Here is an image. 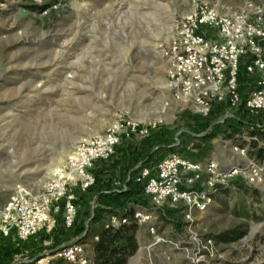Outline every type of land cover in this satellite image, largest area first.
Masks as SVG:
<instances>
[{
    "label": "rangeland",
    "instance_id": "1",
    "mask_svg": "<svg viewBox=\"0 0 264 264\" xmlns=\"http://www.w3.org/2000/svg\"><path fill=\"white\" fill-rule=\"evenodd\" d=\"M192 18L206 21L194 33L204 35L209 53L223 50L233 35L243 43L248 33L237 59L241 101L235 105L226 92L227 73L204 86L207 113L196 99L180 95L179 82L170 78L184 67L216 69L211 54L201 70L195 57L182 59L194 48L185 35ZM226 22L231 30L225 32ZM256 58L264 61V0H0V209L22 190L39 196L63 187L78 206L71 229L63 225L60 197L35 236L20 241L14 232L0 235V264L52 256L100 231L111 214L124 213L139 227V250L129 264H264V173L252 180L258 148L252 158L248 154V132L264 134V109L244 106L264 78L247 73ZM123 116L140 128L157 127L147 137L123 138L111 157L94 162L97 183L81 192L71 166L77 146L103 136ZM172 153L203 166L214 161L222 172L213 205L196 213L191 227L181 206H154L137 181L141 167ZM239 167L246 170L232 175ZM206 182L196 187L205 189ZM243 207L249 218L240 214ZM139 209L154 220L138 223ZM151 227L177 246H152ZM230 230L244 234L216 241ZM82 243L93 258L91 241Z\"/></svg>",
    "mask_w": 264,
    "mask_h": 264
},
{
    "label": "built area",
    "instance_id": "2",
    "mask_svg": "<svg viewBox=\"0 0 264 264\" xmlns=\"http://www.w3.org/2000/svg\"><path fill=\"white\" fill-rule=\"evenodd\" d=\"M227 23V22H226ZM206 24V21L201 18L189 19L187 32L185 35L192 41L193 49L187 51L182 56V59L195 57L193 60L195 65H199L201 70L207 63V57L211 54V62L215 71H201V72H185L170 73V78L176 79L179 84L178 93L185 97H193L200 106V111L207 113L208 103L203 100L207 97L204 86L211 82H220L225 78L227 73L229 79L226 92L231 97L232 105L241 101V95L237 91V59L244 55L242 49L243 43L248 39V33L244 30L243 43H238L236 35L230 36L223 50H217L209 53L204 43V35L194 33L200 25ZM230 25L227 23L225 32ZM231 30V29H229ZM228 30V31H229ZM241 33V30L235 31ZM254 31L251 33L253 36ZM246 36V37H245ZM250 36V35H249ZM236 39V41H235ZM218 49V48H217ZM180 70L179 72H181ZM259 72L264 76V61L256 58L250 66L247 67L249 75ZM181 87V88H180ZM245 108L250 112H259L264 109V78L259 84V88L255 89L244 101ZM157 127L154 123L148 128H140L139 125L126 117H120L113 125H111L103 136H97L87 139L80 143L75 151V157L71 161V166L78 177V183L81 192L85 193L90 188L96 185V177L91 172L94 162L104 161L114 154L116 147L120 144L123 138L135 139L137 137H147L153 129ZM264 148V144H262ZM241 153L244 155L245 151ZM259 166L253 164L250 166L253 169L251 173L254 181L259 173H264V153L259 161ZM247 168V167H246ZM248 169V168H247ZM246 170L242 167L234 169L232 175L242 174ZM222 172L219 165L210 161L206 165L200 162L190 161L181 154L172 153L167 157H163L154 165H144L141 167L137 181L144 186L143 192L152 204L161 207L168 202L170 205L181 206L183 209L185 222L188 227L194 223V216L196 213H206V211L213 205L216 192L215 185L219 181ZM225 177V176H224ZM206 179L207 188L201 189L196 187V183L202 179ZM63 198V225L67 229H71L76 221V214L78 210L77 199L73 192H66L65 188L60 192L48 191L46 194L39 196H32L26 190H22L14 195L6 207L0 209V235L5 237L14 232L20 241L27 240L35 236L45 225L50 222L49 212L53 201ZM59 208L56 207L55 210ZM134 218L140 224L152 222L154 220L152 214L139 209L134 212ZM128 217L124 215L111 214L104 224V228H117L120 225L127 224ZM153 236L152 246L157 244L175 245L174 243L159 236L154 229H150ZM98 240V236L94 241ZM177 246V245H175ZM206 249L212 251L214 245L211 239L207 240ZM179 248V247H178ZM169 260V259H168ZM25 264H94L93 258L89 257L87 249L82 242H73V244L60 247L52 256H47L39 260L27 262Z\"/></svg>",
    "mask_w": 264,
    "mask_h": 264
},
{
    "label": "trees",
    "instance_id": "3",
    "mask_svg": "<svg viewBox=\"0 0 264 264\" xmlns=\"http://www.w3.org/2000/svg\"><path fill=\"white\" fill-rule=\"evenodd\" d=\"M248 135L253 138V140L249 143V147L251 151H248L249 157H253L254 149H257L256 156L252 159H257L261 161V158L264 153V148L262 144L259 142V139L264 141V134L261 132H248ZM260 147V148H259ZM245 218H249L250 214L243 207L241 213ZM124 216H129L130 221L127 224L120 225L117 228L108 227L102 228L97 233L88 232L86 236L82 239L85 241H91L92 247L94 249V264H128L129 259L134 256L139 250L137 243V235H138V225L131 218V214H122ZM244 234V231L241 230H230L223 235H220L216 238L217 242H225L230 243L234 242ZM98 236V240L94 241L93 238Z\"/></svg>",
    "mask_w": 264,
    "mask_h": 264
},
{
    "label": "crops",
    "instance_id": "4",
    "mask_svg": "<svg viewBox=\"0 0 264 264\" xmlns=\"http://www.w3.org/2000/svg\"><path fill=\"white\" fill-rule=\"evenodd\" d=\"M253 138H255V137H253ZM253 138H252V139H253ZM105 223H106V222H105ZM105 223H104V224H105ZM104 224H103V225H104ZM138 237H139V235H138ZM130 261H131V259L129 260V262H130ZM129 262H128V264H129Z\"/></svg>",
    "mask_w": 264,
    "mask_h": 264
},
{
    "label": "bare ground",
    "instance_id": "5",
    "mask_svg": "<svg viewBox=\"0 0 264 264\" xmlns=\"http://www.w3.org/2000/svg\"><path fill=\"white\" fill-rule=\"evenodd\" d=\"M183 72H184V70L182 69L181 73H183Z\"/></svg>",
    "mask_w": 264,
    "mask_h": 264
}]
</instances>
